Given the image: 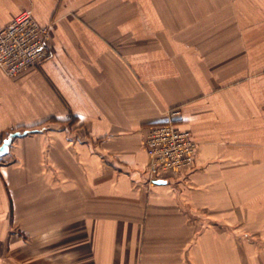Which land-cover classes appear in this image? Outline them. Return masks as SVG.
<instances>
[{
	"label": "crops",
	"instance_id": "obj_1",
	"mask_svg": "<svg viewBox=\"0 0 264 264\" xmlns=\"http://www.w3.org/2000/svg\"><path fill=\"white\" fill-rule=\"evenodd\" d=\"M22 7L53 52L0 68V145L27 130L0 154V264H242L236 227L264 225V0H0V27ZM174 108L194 164L151 183L143 140ZM41 222L77 245H15Z\"/></svg>",
	"mask_w": 264,
	"mask_h": 264
},
{
	"label": "built area",
	"instance_id": "obj_2",
	"mask_svg": "<svg viewBox=\"0 0 264 264\" xmlns=\"http://www.w3.org/2000/svg\"><path fill=\"white\" fill-rule=\"evenodd\" d=\"M49 26L39 24L29 7H22L0 27V68L16 75L43 63L52 55ZM177 108L147 131L143 146L149 157L147 170L153 183L164 175L177 176L193 166L198 143L187 129L176 127Z\"/></svg>",
	"mask_w": 264,
	"mask_h": 264
},
{
	"label": "rangeland",
	"instance_id": "obj_3",
	"mask_svg": "<svg viewBox=\"0 0 264 264\" xmlns=\"http://www.w3.org/2000/svg\"><path fill=\"white\" fill-rule=\"evenodd\" d=\"M50 225L46 226L44 222L16 225L17 232L15 233L18 237L15 238V241L19 242H16L15 245L36 249L37 255L33 256H45L44 252L53 247L77 245V239L71 234L77 228L76 223L69 225L53 223L52 226ZM236 228L240 229L241 233L239 232L240 235L235 239L244 243L245 247L252 249L246 259L242 257V264H264V225L262 224L260 228H252L246 224H238ZM68 233L69 235H66Z\"/></svg>",
	"mask_w": 264,
	"mask_h": 264
},
{
	"label": "water",
	"instance_id": "obj_4",
	"mask_svg": "<svg viewBox=\"0 0 264 264\" xmlns=\"http://www.w3.org/2000/svg\"><path fill=\"white\" fill-rule=\"evenodd\" d=\"M27 132V130H23L22 132L20 131H12L10 132L4 139H3V142L1 143L0 145V154H4L5 152L8 151V148H9V144L12 140L13 137L15 136H19V135H22V134H25Z\"/></svg>",
	"mask_w": 264,
	"mask_h": 264
}]
</instances>
